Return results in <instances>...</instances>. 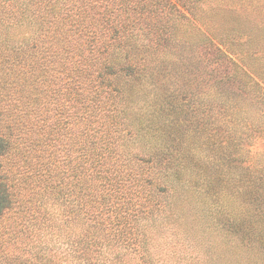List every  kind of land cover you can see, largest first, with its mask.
Returning <instances> with one entry per match:
<instances>
[{
  "label": "trees",
  "instance_id": "16d2710c",
  "mask_svg": "<svg viewBox=\"0 0 264 264\" xmlns=\"http://www.w3.org/2000/svg\"><path fill=\"white\" fill-rule=\"evenodd\" d=\"M219 2L0 0V264H264V72Z\"/></svg>",
  "mask_w": 264,
  "mask_h": 264
},
{
  "label": "rangeland",
  "instance_id": "374dc122",
  "mask_svg": "<svg viewBox=\"0 0 264 264\" xmlns=\"http://www.w3.org/2000/svg\"><path fill=\"white\" fill-rule=\"evenodd\" d=\"M216 4L219 6V8L217 9L221 11L218 16V23H223V17L234 18L236 22L243 23L244 29L233 36L237 43H241L238 48L236 46L235 47L247 62L252 61L248 56L249 53H254V57H256L253 62H249V64L246 63L248 64L247 67H244L246 69L252 70L255 73L258 71L264 72V0H220V2ZM184 19L183 28H197L202 24L200 21H198L199 19L192 20V22L190 21V23L188 22V20L185 21ZM250 26H252L253 30L249 28ZM257 26L263 27L261 29ZM0 28H2L1 22ZM205 47V45L201 47L199 46L194 51V54H196L200 59V69H204L203 65L207 58ZM192 87L196 90V93H201L200 95H202V84L199 87H197L196 85H192ZM259 144L261 145V143ZM177 241L178 250L176 251L185 253L190 250V248L186 247V245H183L180 240Z\"/></svg>",
  "mask_w": 264,
  "mask_h": 264
}]
</instances>
